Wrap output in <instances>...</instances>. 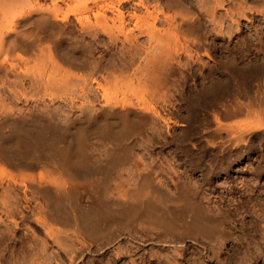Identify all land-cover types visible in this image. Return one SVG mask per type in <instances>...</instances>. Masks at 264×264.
Listing matches in <instances>:
<instances>
[{
  "label": "bare ground",
  "instance_id": "1",
  "mask_svg": "<svg viewBox=\"0 0 264 264\" xmlns=\"http://www.w3.org/2000/svg\"><path fill=\"white\" fill-rule=\"evenodd\" d=\"M211 36L264 54V0H0V261L180 264L225 261L231 242L245 250L208 195L180 178L171 195L133 154L228 167L264 135L263 97L242 87L264 56L256 66L230 50L211 65ZM223 81L233 103L203 114ZM101 147L109 157L96 163ZM249 176L239 184L264 186Z\"/></svg>",
  "mask_w": 264,
  "mask_h": 264
},
{
  "label": "rangeland",
  "instance_id": "2",
  "mask_svg": "<svg viewBox=\"0 0 264 264\" xmlns=\"http://www.w3.org/2000/svg\"><path fill=\"white\" fill-rule=\"evenodd\" d=\"M73 18L74 17H72V19ZM211 37H213V39ZM211 37H210L211 40L209 41V42H211L210 45L212 47L211 54L209 53V55H206L209 57L204 56V57H206L205 59L210 64H211V61H212V64H214V62H217V61H214V60H216V58H217V60L219 59L218 62L219 61L223 62L222 64L227 63L229 58L232 57L234 52H235L234 53L235 57L241 56V59L244 57L243 59L247 60V58H248L249 61L253 60L255 62L256 58L258 57L259 58V59L257 58L258 65L261 63V62L259 63L258 61H260V60L262 61V59H264V57H262V56H264V54H258L260 52H257L258 50L256 48H255V50H257V51H255L254 48L251 51H249L248 49H247L248 51L246 49H244V50L238 49L241 47L240 44H242V42L241 43L235 42V41H237L236 40L237 38H234V41H233L234 44L229 40V45L228 44L227 45L230 48L227 46V51H226V49L225 50L223 49V47L226 48V46H224V44L228 43V41L227 42L224 41L226 36H222V37L211 36ZM212 40L213 41L215 40V41L213 42ZM222 42H225V43L222 44ZM260 43L258 44L259 47H261V45L264 46V40L261 43V45H260ZM235 44H236V46H235ZM218 45H220V46H218ZM213 46H216L215 47L216 49ZM221 46H223V47H221ZM235 47H237V48H235ZM235 49L236 50L238 49V51H235ZM228 50H229V52H230V50H232L231 52H233V53H231V52L229 53ZM239 50L241 51L240 54H239V52H240ZM253 50H254V52H253ZM243 51H244V53H242ZM219 54H221V56ZM215 55L217 57H215ZM242 55H245L246 57L242 56ZM260 55H262V56H260ZM226 56L228 58H226ZM259 56L262 57V59H260ZM220 57H221V59H220ZM222 57H223L224 61L222 60ZM225 58L227 59V62H226ZM257 63L255 62L256 66H258ZM219 64H221V63H219ZM258 69H261V67H259ZM219 71L220 70H217L218 73L215 72L216 76H220L221 72H219ZM263 72H264V70L262 71V73ZM259 77H260V79H259ZM255 78H256V80H255ZM255 78L252 79L253 81L251 80L250 82H244L245 84L243 86H242L243 83L239 86H240V88L242 86L246 90V92H247V89L249 92L253 91L254 95H256L255 93L257 91L258 97L262 96L264 99V88H261V86L264 87V79H263L264 74L260 73ZM254 80H255V82H254ZM246 83H248V86ZM249 83H251V84H249ZM255 83H256V85H255ZM221 85H220L221 87H219L218 89L216 88L221 94L218 93V91L216 89H213L214 92L211 89H209L213 93H211L210 91L204 92V98L206 97L204 99V101H207L205 103L209 106L208 108L213 107L214 109L212 108V111H211L210 109L206 108L204 111H202L203 114H206L208 116L212 115L213 113L215 114V111L217 110V108H220V107L221 108H220L219 112L220 113L224 112L225 109H224V107L222 108V106H223L222 104H224V103L225 104H228V103L232 104L233 103L234 99H232L231 96L233 95L232 93L234 92L233 91L234 89L232 88L233 90L231 91L230 90L231 88L229 85L225 86L226 85L225 81H223V84H221ZM250 85L252 86L251 88H250ZM256 86H257V88H256ZM245 87H249V88H245ZM227 88H228V90H227ZM244 89L241 88L239 90H237V89L236 90L238 92L241 90L240 93L242 94ZM254 89H255V91H254ZM259 89L260 90L262 89V90L260 91ZM215 90L217 91V94H214V93H216ZM260 92H261V94H260ZM218 94H220V96ZM225 94L228 96V98H227V96L225 97ZM212 95L213 96L215 95L216 98L212 97ZM223 96H224V98H223ZM221 97L223 98V100L225 99L226 101H228V103L225 102V100L222 103ZM229 97H231L232 100H230ZM207 98H208V100H206ZM242 98L243 99H241V100H245L244 97H242ZM263 99H261V102L263 101L262 104L264 103ZM220 100H221V103H220ZM261 102H258L257 103L258 105H256L255 107L258 106L260 108L261 107L263 108L264 106H262ZM213 103H214V105L218 106L216 108V110H215V107L213 105H211ZM256 109H258V108H256ZM213 110H215V111L213 112ZM218 110L216 111V114H217ZM184 111H185L184 112L185 114L189 113V111H187V110H184ZM242 115L239 114L238 117L236 116L235 117L236 120L246 121L247 119H249L248 118L249 116L246 117L247 116L246 114H242ZM252 115H254V114H252ZM252 115L250 117H253ZM259 131L264 132V129L257 130L255 132H259ZM262 136H263V138H262ZM262 136L259 137L258 135H256V137L253 138V140H254L253 141V143H254L253 147L254 148L250 149L249 151H245V153H243L244 155L241 156V158L238 161H236V163L230 165L231 167L230 166H228V167L223 166L222 167L221 165L219 166V164H216V163H215L216 165H213L214 162L212 163L209 160L210 159L209 156L203 158V156H201L200 154H197V153L195 154V152L192 153V155H191L190 152L185 153L186 151L185 152L179 151V153L177 152L176 154L172 155V153L171 154L169 153L170 151L169 152L165 151L166 153L164 151L161 153L158 150H156V152H155V150L148 152L146 149H143L142 147H141V150H140V147L136 148L138 150H134L135 152L133 154H135V156H136V154L139 153L138 156L136 157V159L139 157L140 159H137V163L139 161L140 162H139V165L138 164L137 165L141 167V170H145L146 172L151 174L152 177L154 178V180L156 179L155 180L156 183L161 188L166 189V190L169 189L167 191L169 193H171V195L177 196L178 192L176 191L177 189L175 188L177 180L182 179V181L184 180V182H187L189 184H193L192 186H194L196 189L198 188L197 189L198 191L205 193L204 195L206 197L208 195V197H207L208 199H204L206 202L205 205H207L206 206V208L208 209L207 211L209 213H212V214L213 213L214 214L225 213L226 215L228 214L231 217V219L228 220V222L226 223V226L227 227L229 226V228L231 227L232 230L235 229L233 231V232H235V236L236 237L239 236L240 238L237 237L238 239H242L243 241L245 240V242H247L245 250H243L241 247H240L241 249L239 247L233 248V246L231 247L232 242L229 243L228 248L226 250H223V255L225 257L224 258L225 261H209V260L208 261L207 260L206 261L205 260L200 261L201 259H199L197 262L196 261H194V262L193 261H179L180 264H248V263L249 264H264V219H263L264 218V186H263V184H261V185L256 186L255 188H252V186H251V188H249V187H246L245 185L243 186V185L239 184V180H240L241 176H244L247 174H248V176L251 174L249 177H255L258 181L264 182V162H263L264 158L259 156L260 154H264V135H262ZM105 151L106 150L103 147L100 148V151H98V152L95 151L96 155L93 154V160L96 163L97 162L101 163V160L99 157H101L102 160H104L106 157L108 158L109 155H108V153H106L107 151L106 152ZM247 152H249V153H247ZM133 154H132V156H134ZM178 155H180V156H178ZM260 157H261V159H260ZM133 158H135V157H132V159ZM260 163H262V164H260ZM261 166H263V168ZM173 171H175V172H173ZM171 177L173 178V180H171L172 179ZM178 178H180V179H178ZM192 182H194V183H192ZM223 183H224V185H221ZM194 184H196L198 187L195 186ZM126 185L132 187L135 184H133V182H129ZM209 194H211V195H209ZM93 199L94 198H92V200ZM214 205L217 207H215ZM229 213H231V214H229ZM247 244H248V246H247ZM152 245L153 244H147V245H145V247H148V246L152 247ZM150 247H148V248H150ZM155 247H158V246L155 245ZM238 249L240 250V252H238L239 251ZM229 251H231V252H229ZM244 251H245V253H243ZM49 254H50V252H48L47 255L45 254L46 261H35V262L32 261L33 264H140L139 262H141V261H132V262L131 261H56V259L53 258L52 256H50ZM242 255L245 257H243ZM242 258H243V261H242L243 263L240 261V260H242ZM230 259H233V261H231ZM4 263H5L4 261H0V264H4ZM29 264H31V261ZM142 264H144V263H142ZM147 264H150V261H148Z\"/></svg>",
  "mask_w": 264,
  "mask_h": 264
}]
</instances>
